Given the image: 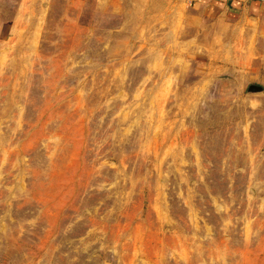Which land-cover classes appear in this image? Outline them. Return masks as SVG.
Instances as JSON below:
<instances>
[{
	"label": "rangeland",
	"instance_id": "1",
	"mask_svg": "<svg viewBox=\"0 0 264 264\" xmlns=\"http://www.w3.org/2000/svg\"><path fill=\"white\" fill-rule=\"evenodd\" d=\"M213 31L0 0V264H264V50Z\"/></svg>",
	"mask_w": 264,
	"mask_h": 264
},
{
	"label": "crops",
	"instance_id": "2",
	"mask_svg": "<svg viewBox=\"0 0 264 264\" xmlns=\"http://www.w3.org/2000/svg\"><path fill=\"white\" fill-rule=\"evenodd\" d=\"M186 1V0H185ZM203 24L245 35L248 48L264 50V2L259 0H187ZM220 26V28H219ZM244 42L242 41V46Z\"/></svg>",
	"mask_w": 264,
	"mask_h": 264
},
{
	"label": "water",
	"instance_id": "3",
	"mask_svg": "<svg viewBox=\"0 0 264 264\" xmlns=\"http://www.w3.org/2000/svg\"><path fill=\"white\" fill-rule=\"evenodd\" d=\"M249 92L253 93H262L263 92V87L257 86V85H251L249 87Z\"/></svg>",
	"mask_w": 264,
	"mask_h": 264
},
{
	"label": "built area",
	"instance_id": "4",
	"mask_svg": "<svg viewBox=\"0 0 264 264\" xmlns=\"http://www.w3.org/2000/svg\"><path fill=\"white\" fill-rule=\"evenodd\" d=\"M259 1L264 2V0H259Z\"/></svg>",
	"mask_w": 264,
	"mask_h": 264
}]
</instances>
